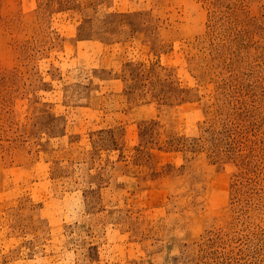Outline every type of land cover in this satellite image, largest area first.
Instances as JSON below:
<instances>
[{"label": "rangeland", "instance_id": "obj_1", "mask_svg": "<svg viewBox=\"0 0 264 264\" xmlns=\"http://www.w3.org/2000/svg\"><path fill=\"white\" fill-rule=\"evenodd\" d=\"M0 264H264V0H0Z\"/></svg>", "mask_w": 264, "mask_h": 264}]
</instances>
